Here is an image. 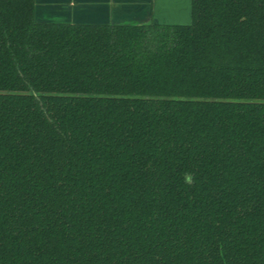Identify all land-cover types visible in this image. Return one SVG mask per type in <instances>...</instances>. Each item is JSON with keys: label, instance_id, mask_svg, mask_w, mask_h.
Here are the masks:
<instances>
[{"label": "trees", "instance_id": "16d2710c", "mask_svg": "<svg viewBox=\"0 0 264 264\" xmlns=\"http://www.w3.org/2000/svg\"><path fill=\"white\" fill-rule=\"evenodd\" d=\"M35 7L0 0V264H264V0Z\"/></svg>", "mask_w": 264, "mask_h": 264}, {"label": "crops", "instance_id": "0c3cea01", "mask_svg": "<svg viewBox=\"0 0 264 264\" xmlns=\"http://www.w3.org/2000/svg\"><path fill=\"white\" fill-rule=\"evenodd\" d=\"M40 23L188 25L191 0H35Z\"/></svg>", "mask_w": 264, "mask_h": 264}]
</instances>
